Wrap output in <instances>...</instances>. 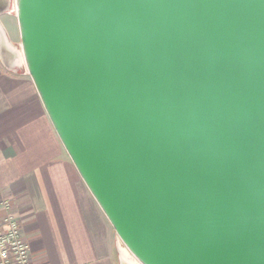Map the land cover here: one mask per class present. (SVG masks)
<instances>
[{"label":"water","instance_id":"water-1","mask_svg":"<svg viewBox=\"0 0 264 264\" xmlns=\"http://www.w3.org/2000/svg\"><path fill=\"white\" fill-rule=\"evenodd\" d=\"M15 9L52 126L136 264H264V0Z\"/></svg>","mask_w":264,"mask_h":264},{"label":"crops","instance_id":"crops-1","mask_svg":"<svg viewBox=\"0 0 264 264\" xmlns=\"http://www.w3.org/2000/svg\"><path fill=\"white\" fill-rule=\"evenodd\" d=\"M13 36L0 30V202L13 203L34 264H118L127 248L59 140Z\"/></svg>","mask_w":264,"mask_h":264},{"label":"built area","instance_id":"built-area-1","mask_svg":"<svg viewBox=\"0 0 264 264\" xmlns=\"http://www.w3.org/2000/svg\"><path fill=\"white\" fill-rule=\"evenodd\" d=\"M0 264H34L13 203L7 199L0 202Z\"/></svg>","mask_w":264,"mask_h":264},{"label":"rangeland","instance_id":"rangeland-1","mask_svg":"<svg viewBox=\"0 0 264 264\" xmlns=\"http://www.w3.org/2000/svg\"><path fill=\"white\" fill-rule=\"evenodd\" d=\"M10 6L8 7L7 12L3 13L2 15H0V30L3 29L6 31L7 30L9 32V30L13 31V44L15 47H17L20 50V36L18 34V22H17V17H16V9H15V0H10ZM22 58L21 54H20V59ZM125 252H127L132 260V262H136V260L133 258V256L131 255V253L127 250L124 249ZM124 257L121 255L120 260L118 261V264H122ZM128 263H131V261H127Z\"/></svg>","mask_w":264,"mask_h":264},{"label":"bare ground","instance_id":"bare-ground-1","mask_svg":"<svg viewBox=\"0 0 264 264\" xmlns=\"http://www.w3.org/2000/svg\"><path fill=\"white\" fill-rule=\"evenodd\" d=\"M21 62L23 61V58H21V60H20ZM23 63V62H22ZM25 63H23V65H24ZM24 68H25V65H24ZM120 251H122V250H120ZM122 256L124 257V259L125 260H127V261H131V263H129V264H136V262H132V260H131V258H130V256H129V254L127 253V252H125V251H123L122 252Z\"/></svg>","mask_w":264,"mask_h":264}]
</instances>
